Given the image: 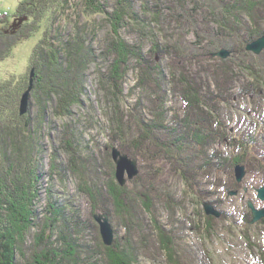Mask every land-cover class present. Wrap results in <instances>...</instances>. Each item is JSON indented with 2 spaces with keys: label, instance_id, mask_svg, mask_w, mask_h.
Wrapping results in <instances>:
<instances>
[{
  "label": "rangeland",
  "instance_id": "374dc122",
  "mask_svg": "<svg viewBox=\"0 0 264 264\" xmlns=\"http://www.w3.org/2000/svg\"><path fill=\"white\" fill-rule=\"evenodd\" d=\"M22 1L24 0H0V23L10 21L8 19H11L16 13ZM203 1L195 3L193 0H133V10L139 22H141V24L135 25L128 16L124 15V17L121 13L120 15L117 14L120 12L119 10H122L119 6V0H98V6L104 4L105 7L102 12L99 11L100 13L94 14L91 10L86 9L87 0H70L69 8L59 6L60 10L58 12H54L53 9L48 10L40 32L13 49L10 54L8 53L10 58L0 62V84L4 83V101L6 102L5 107L2 108L4 111L10 105L13 107L10 111L15 112H7L6 118H12V120L19 123L21 117L27 115L31 119H38L42 125L39 136H36L37 143L33 145L30 140V144H32V147L34 146L33 152H27L32 160L37 156L38 160L35 159L36 165L34 164L37 173L33 171V175L30 169L31 176L22 179L25 188L35 195L34 199L36 200L33 201L31 206L29 204L30 215L27 218L30 219L32 213L35 223L30 227L29 225L24 226L22 220L16 218L14 210H5V206H2V208L0 206V219L7 227L4 233L11 241L15 264H34L32 261L36 257H38L37 260L41 259L39 253L34 255L38 252V249L33 248V244L39 241L44 244L47 241L46 238L39 239L44 232L47 234L48 239L51 238L49 241L53 242V247H57L56 250L59 254L56 257H59L62 243H59L58 240L62 236L60 237L59 233L53 235L47 229L49 225L54 223L52 217L55 211L53 210H57V208H62L56 214L60 225H64L62 227L66 226L62 221L64 216H62V213L69 214L70 217L74 218L75 222L72 225L76 229L79 225L86 228L87 225L89 226L88 229L82 228L83 230L79 231L80 234L74 232V230L68 231L66 228L62 231H65V235H69L70 239L75 238L77 244L85 243L86 248H84L91 251L93 256L96 255V258L93 259L92 257V261L95 263L105 264L108 259L104 256L105 252L103 253L100 250L101 234L99 224L95 220L96 216L107 215L109 221L111 220L114 225L113 227L110 222L113 229H117L124 243L128 239L131 243L140 244L141 250L138 254H134L136 258L133 259L137 260L134 264H154L155 260L164 262L162 252L157 250L159 248L158 238L154 233L156 232L155 225L157 221L162 228L165 227L167 230L172 228V240L176 244L180 256L184 257L187 264H264V223L262 222L264 218L251 223L253 210L250 207L251 204L257 211L264 209V201L259 198L257 191L264 187V170H261L260 166L261 163L264 168V47L259 53H256L247 49L252 42L242 45L245 40L256 36L260 30L264 32V0H255L254 2L253 0H223L226 5L234 8L232 12L236 19L231 16L232 12H228L227 16L232 21V26L238 29L237 32L240 38L236 41V46L233 47L234 52L230 49L216 48L217 50L214 51L212 56L202 54H205L206 48L215 49V45L212 44L211 40L218 30V23L212 17L211 10L208 9L206 2L204 1V4ZM184 4L190 13L187 15L189 22L187 26H184L181 36L177 14L182 13L180 7ZM155 5L162 8V16H160L158 22L153 19L154 12H158V7L156 8ZM70 6H72L71 9ZM1 12L7 13L2 15ZM8 14L11 16L10 18L7 16ZM113 14H116L119 20L121 18V21L117 19L106 20L107 17L109 19L108 15H111L110 18L114 17ZM54 18L56 20L53 25L51 20ZM112 21L113 23H111ZM115 21L118 22L117 27H115ZM13 23L21 25L23 21L18 18ZM78 29L86 32V34L89 33L90 36L88 35L87 38H91L95 34L93 42H91V50L94 51L96 58L92 63L93 65L88 68V72H85V83L81 85L83 91L79 94V102L68 108L70 114H67L66 118H57L54 116V105L51 103L46 104L43 99L41 101V96L36 95V97H33V94L31 96L32 85L42 83L47 76L53 79L52 75L55 74V71H47L45 69L46 63L41 62V60L37 62L40 66L38 69L36 65H31L30 61L34 55L33 51H37L39 44L44 48L48 44H54L55 47L50 53H56L64 64L66 58L64 54L68 52L63 46L66 45L65 39L68 34H75ZM51 30L53 31L52 36L54 35L53 39H50ZM180 39L182 40L180 41ZM45 40L48 42L45 43ZM117 40L125 41L136 48L132 50L138 56L142 54L148 57L151 62L153 61L151 63L153 68L161 69V76L164 77L163 81L156 80L158 74L156 71L155 73L153 70L149 71L152 69L149 63L150 65L146 66L147 69L143 72L147 74H144L145 77L150 78L148 80L150 88L154 87V90L152 89L153 95L150 97L145 90L144 96H142L136 85L143 76V72L138 69L137 61L139 60H136L135 57L131 59L130 69L125 74L123 98H121V109L125 114L128 126L126 134L129 139L132 140L137 135V119L142 121L144 118L147 125L151 124V110L158 109V106H153L152 101L164 95L167 96L166 99H162L164 100V110L167 111L164 124L168 126V129L161 131L158 138L168 139L170 138L168 134L175 131V135L179 139L184 137L186 134L183 132L184 128L183 130L175 129L180 125L183 127L184 123L181 118L186 111L184 101L180 91L175 90V83L177 84L179 78L184 75H187V77L190 75L195 76L199 79L196 81H202L204 84L208 83L209 91L212 93L217 91V94H222L221 97L216 95L217 97H214L216 99L209 101L211 103L209 108L207 107L208 109L205 110L206 113H197V119L203 120V124L206 126L204 130L210 137V144L204 146V149L201 147V149L195 139L185 137L184 139L189 142L190 146L188 148L184 147L182 151L175 149L173 159H171L175 168L171 167L169 162L162 157V159L156 161L152 160L151 156L155 152L158 153L161 148L160 143H157L160 145L158 146L150 139L145 138L142 140L145 143L141 147L142 154L138 156L137 150L140 146L130 142L127 144L125 151L129 152L130 150L132 155L135 154L136 157L132 158L128 154L125 155H128L131 159H136L138 162V174L132 180L134 181L142 176L140 182L137 181L133 187L129 188L131 198L127 200L125 198L126 202L129 200L132 201L131 203L136 204L137 201L136 206H140V208L133 209L132 204L128 201L127 215H124L123 205H120L119 212H116V208L112 205V202L117 203L119 197L116 193V185L114 184L112 190H110V181L118 183L116 178L117 166L113 159V151L117 149L123 154L121 150L122 141L113 143L110 138L113 105L117 100H114L109 92L107 93L109 91L108 84L100 82V76L103 74L108 77L107 67L114 62L107 52H103L109 57V60L105 62L102 49L103 51H106L107 48L110 50L111 45L117 43ZM4 41H12V39L6 38ZM154 41L161 46V49L166 45L174 46L176 44L175 46L179 45L180 49L184 46L188 54L183 61V66L175 67L172 65L170 54V56L164 54L165 56L162 57L152 54V43ZM83 45L82 52H85L87 51V45ZM2 47L7 51L11 48L7 43ZM224 50L228 53L227 57L217 55L218 52ZM191 51L192 53H190ZM48 60L49 58L47 62ZM80 73L84 74V71ZM255 76L260 80H253ZM215 81L220 82V89L214 86ZM158 83H164V88L160 89V91L163 90L162 92L156 86ZM220 90L223 92L226 90L230 93L227 94L229 96L225 97L226 94ZM26 96L27 102L24 105L23 101ZM140 96L142 97L143 107L137 108L139 113L136 115L134 114L136 111H134V106L140 100ZM223 97L226 99L224 100ZM40 102L43 106L44 104L46 106L44 114ZM214 107L217 112L214 111ZM41 113L42 118H38V114ZM130 113L134 114L133 119L129 117ZM11 114H13L12 117H10ZM68 123L78 137L76 140L79 141V146L76 144L75 146L81 154L80 156L86 158L85 160H93L92 166L87 168L88 172L86 171L87 179L91 181V184L98 185L96 189L104 193V199L107 198L109 206L106 203V207L103 206L102 212H97L95 209L98 202L92 203L86 199L87 192H85V195L83 192L79 194L81 188L84 187L82 178H78L75 172L68 173L67 171L68 164L72 160L63 148L64 144L69 146V139H72L67 133L68 129L66 130ZM177 136H174L172 143H174ZM69 150L71 149L69 148ZM25 156L24 150L21 151V162L18 161L19 164L17 163L14 169L15 172L20 171L22 175L24 170L27 171L26 173L29 171V167L24 162V159L26 160ZM1 157L0 182L5 180L4 182L7 185L9 176L8 172H5L7 168H4L3 156L1 155ZM143 157L147 158L143 159ZM181 157L185 160L187 168L191 172V174H188L191 185L187 184L182 173L176 170L181 168L176 164L178 159L181 160ZM240 157L247 160L253 169H247L246 166L241 164L236 165L245 167L242 179L238 181L235 173L236 166L232 164ZM40 167L43 168L42 171ZM159 167L165 169H163V174L157 177L156 180L152 172L159 169ZM184 171L186 176V169ZM33 176L36 177L34 183ZM128 183H130V180L126 179L124 185L118 184L124 187ZM91 184H88L89 186L85 188L87 190L93 189L94 184H92V188ZM143 193L146 194L147 200L151 201L150 206L154 210L151 213H148L147 209H143L141 206L143 204ZM135 197L136 200H134ZM5 198H7V195ZM102 200L101 205H103ZM206 204L212 206L213 210L220 214V217L207 215L205 211ZM70 205L71 210H74L73 212L68 211ZM130 208H132L131 211ZM106 209H112V215H108L109 212ZM75 213L79 214V218L74 217ZM222 216H228L229 219L218 222ZM207 217H213L215 223L212 220H207ZM132 218L140 225L139 228L137 227V233L133 235L132 233L128 234L125 227L126 224L131 223L130 219ZM249 218H251V221L247 226L246 223ZM25 221L26 219L23 222ZM2 222H0V225ZM53 225L55 226L56 223ZM74 227L72 228L74 229ZM207 227L211 228L210 236L206 232ZM245 231L246 234H250L251 241L249 242L253 243V248L248 243V239L244 234Z\"/></svg>",
  "mask_w": 264,
  "mask_h": 264
},
{
  "label": "trees",
  "instance_id": "16d2710c",
  "mask_svg": "<svg viewBox=\"0 0 264 264\" xmlns=\"http://www.w3.org/2000/svg\"><path fill=\"white\" fill-rule=\"evenodd\" d=\"M97 1L98 0H87L86 5H85L86 9H88V11L91 10L93 14L94 13H100L99 11L102 12V10H104L105 5L103 4V5L98 6ZM193 1L195 3L201 2V0H193ZM204 1L206 2L207 6L209 7L208 9L211 10L212 17L218 23V25H217L218 30L214 33V35L212 36V40H211L212 44L214 43V45H215V49L212 50L210 48H206L205 54H202V55L212 56V55H214V51L217 50L216 48H221L222 50L223 49H230L231 51H233V47L236 46L235 43L237 40H239L240 37H239V34L237 32L238 29L235 26H234L235 28L232 26V21H230V19H228L227 14H228V12H232V10L234 8L230 7L229 5H226V3L223 0H204ZM249 1H251V0H249ZM254 1L255 0H253V2ZM69 2H70V0H24V1H22L16 10V13L12 17L9 16V14L7 15V16H9V18L11 17V19H8L10 21H7V23H6V21H4L3 23H0V49H1L0 62L4 61L5 59L10 58L8 55L10 54V52L13 49L17 48L19 45L23 44L24 42L30 40L31 38L34 37V35H36L40 32V30L42 29V24L44 23V18L46 17L48 10L53 9L54 12H58V10H60L58 8L59 6L66 8V7H68ZM119 2H120L119 6L122 8L123 11L119 10L120 12L117 11L118 12L117 14L120 15V13H121V15H123V16L124 15L128 16L135 23V25L141 24V22H139V19L133 10V0H119ZM205 2H204V4H205ZM157 7H158V12H154V15H153V19L155 20V22H158V20L160 21V16H162L161 15L162 14L161 13L162 12L161 6H156V8ZM71 8H72V6H70V9ZM94 8H96V9L93 10ZM180 8L182 10V13L177 14L178 15L177 19L179 21L178 27H180V33L179 34L182 36L184 26H187V24L189 22L187 15H189L190 12H188V10L186 9L185 4L182 5ZM222 10H223V12H222ZM5 13H7V12H5ZM5 13L1 12V14H5ZM115 15H114V17L112 16L113 18L112 17L110 18L111 15H108L109 19L107 17L106 20H108V21L113 20V19L119 20L118 19L119 17H117V15L116 16ZM186 16H187V18H186ZM231 16H233L236 19V16L233 15V12L231 13ZM18 18L23 21V23L21 25H18L17 23H15V24L13 23ZM55 20H56V18L51 20L53 25L55 23ZM119 21H121V18ZM111 23H113V21ZM115 23H116L115 27H117L118 22L115 21ZM6 31H8V32H6ZM115 31H116V29H115ZM50 32H51V38L50 39H53V36H54V35L52 36L53 31L51 30ZM50 32H48V33L50 34ZM45 34L47 35V33H45ZM46 35H45V38H46ZM88 35H89V33L86 34V32L82 31L81 29H78L75 34H71V35L68 34V36L65 39L66 45L65 44L63 45L64 49H66L68 51L67 53L64 54V56L66 57L64 59L65 65L63 64V62H61L60 57H58V55L56 53H50L51 50L53 51V49L55 47L54 44H51V45L46 44L47 45V46L45 45L46 48H44V46L41 47L39 44V46L37 47L38 49H36L37 51L36 52H35V50L33 51L34 55H33L32 59L30 58L31 59V61H30L31 65H36L37 69L40 67L39 63H37V62L39 60H41V62L46 63L45 69L47 71H55V74L52 75L53 79H50L51 77L47 76L46 80H43L42 83H37V85H34V84L32 85L31 96H32V94H33V97L34 96L36 97V95H38V97L41 96L42 97V98L40 97L41 101L43 99V101H46V104L51 103L52 105H54V116L57 118H60V117L66 118L67 114H70L68 108H71V106H74L75 104H77L79 102V100H80L79 94L83 91V86H81V85H83V83H85V81H84L85 80L84 76H86L85 72H88V68L91 65H93L92 63L96 58L94 56V51L91 50V48H92L91 42H93L95 34L91 38L90 37L87 38ZM43 36H44V33H43ZM262 36H264V32H262V30H260L256 36L250 37L249 40H245L242 45H244V44L247 45L248 43L257 40L259 37H262ZM6 38H11L12 41H4ZM56 38H57V36H56ZM58 39L61 41V43H63L60 38H58ZM46 40H48V39H46ZM46 40L44 41L45 43L48 42ZM181 40L182 39H180V41ZM88 41H89V44L87 45ZM5 43H7L8 45L11 46L10 50L8 49V51H7V49L2 47V45L5 46ZM85 44L87 45V51L82 52L83 51L82 45L85 46ZM152 44H153L152 45L153 46L152 51H151L152 54L160 55L161 57L164 54L165 55L170 54L171 56L170 55L169 56H170V60H171L172 65H174L175 67H178V66L182 67L183 66V64H184L183 61L186 59V55L188 54V51L184 46L180 49L179 45L175 46L176 44L174 46L166 45L165 47H163L161 49V46L156 41H154ZM133 48L134 47L131 46L129 43H126L125 41L117 40V43L111 45L109 51H108V48L106 51L102 50V53L107 52L108 56L114 60V62L111 63L107 67L108 68V71H107L108 77L105 76L104 74L102 76H100V82H104L106 85L108 84L109 91H107V93L109 92L110 96L114 100H117V102H115V104L113 105L114 108H113V112H112V116H111V127L113 129L111 131V137H110L111 141L113 143H115V142H120V140H121L122 144H123V145L121 144V147H122L121 150L124 152L123 154H128L132 158L136 157L135 154L133 156L132 152H127V150L125 151V149H127L126 147H127V144L129 142L134 143V145L136 144V145L140 146V148L138 149V152H137V156L142 154L141 147H142V144H145L142 142V140H144L145 138L150 139V141L155 143L156 145H158L157 143H160L161 146L160 145H158V146H160L161 148L158 150V153L155 152L151 156L152 160L156 161V160L163 158V159H165V161L169 162L171 167L175 168L174 163L171 161V159H173L172 157H173V154L175 153V149H178V150L180 149V151H182V149L184 147L188 148V146H190L189 142L184 139L185 137H190L192 139H195L196 143H198V146L200 148L202 147L203 149L207 146V144L208 145L210 144V142H209L210 137L206 134V130H204L206 128V126L203 124V120L197 119V113L198 112L206 113L205 110L209 108V105L211 103L209 101L216 99V98H214V97H217L216 95H220V97H221L222 94H217V91H215L213 93L211 91H209L208 83L204 84L202 81H199V82L196 81V80H199L197 77L191 76V75L189 77H187V75H184L182 78H179V80L177 79L179 82H177V84L175 83V88H176L175 90L180 91V93L182 95V99L184 101L183 102L184 107H185L184 109L186 111L183 114V116L181 117L184 120L183 127L180 125V126H178V128L175 127V129H177V130L182 129L183 130V128H184V132L187 134V136H185L186 134L184 133L185 134L184 137L179 139L178 136L175 135L176 131L174 130L175 132L168 134V136L170 138H168V137H167L168 139H162L160 137L158 138V136L161 134L160 133L161 131H164V129L165 130L168 129V126H165V124H164V120L166 118L165 114L167 113V111L164 110L165 109L164 105H163L164 100H162V99H166L167 96L163 94L164 96H160L158 99L152 101L154 103L153 106H158V109H156V110L152 109L151 110L152 111L151 116H150L151 124L147 125V123L145 121L146 119H144V118L142 119V121L140 119H137V122H138L136 124L137 135L135 137H133L132 140L129 139L127 134H126L128 126H127V122L125 120V114H124V111L121 109V98H123L122 94H123V89H124L123 83L125 82V80H124L125 74H127V72L130 69L131 59L133 57L137 58L136 60H139V61H137V65L139 66L138 69H140L141 72H143L145 69H147L146 66L148 67V65L153 63V61L151 62L148 57H145L142 54H139V56H138L136 54V52L134 50H132ZM134 49H136V48H134ZM45 51H46V53H45ZM193 51H195V50H193ZM79 52H81V53H79ZM104 53L102 54V56L106 62L107 60H109V57L107 56V54H104ZM190 53H192V51ZM246 54H247V52H246ZM104 56H106V57H104ZM47 57L49 58L48 62H47V59H48ZM72 65H73V67H72ZM36 66L33 69L34 71L36 69ZM151 68L152 69L149 71L153 70L154 73L156 71V73L158 74V77L156 80L159 81L161 79L160 81H163L164 77L161 76V74H162L161 69L157 70V69H155V67L153 68L152 64H151ZM42 70H43V67H42ZM81 71L82 72L84 71V74L83 73L81 74L80 73ZM144 72L142 73L143 76L141 77V79H139L140 81H138L136 87L140 89L142 96H144V93L146 90L147 95H150V97H152L154 87L151 84L153 90L150 88V86L148 85V80H150V78L145 77L147 74ZM72 73L73 74L75 73V74L73 75ZM144 74H146V75H144ZM8 80H11V79H8ZM82 80H83V82H82ZM216 80H220V79H216ZM253 80H260V79L255 76L253 78ZM70 83H71V87L69 86ZM73 83H74V85H73ZM163 84L164 83H161V84L158 83L159 86L157 85V87L160 89L161 88L163 89L164 88ZM214 86H217V88L220 89V86H221L220 82L215 81ZM3 88H4V83H1L0 84V161H2V157H1V155H2L3 161L5 162L4 168H7V170L6 171L4 170V171L6 173L8 172V176H9L10 180H9V178L7 179V185L3 181L0 182V198H1L0 199V206H1V208H2V206H5V210H12V211L14 210L16 212V214H15L16 218L21 219L22 220L21 222L24 223V226L29 225V227H30L35 222L32 218L33 217L32 213H31L30 219H27L30 215L29 214L30 211H29L28 207H29V204L31 206L33 201H35L36 199H34L35 195L25 188L24 181H22V179H26L27 176L30 177L31 173H33V171H34V173L36 172L35 168H34V164L36 165L35 159H37V156L35 155L36 157L34 156L35 158H34V160H32V157H29L27 152H33L34 146L32 147V144L34 145L35 143H37L36 142V139H37L36 136H39V133L41 132L42 125L39 123L38 119H36V118L31 119L27 115L21 117V119L19 120V123H18V121L12 120V118H10V119L6 118L7 112L13 113L14 111H10L11 108H13L10 105L7 106V108L5 109L6 111L5 110L3 111L2 107H5V103H6L4 101L5 90H3ZM162 91H160V92H162ZM220 91H222V90H220ZM245 91L247 92V90H245ZM222 93H225L227 97L229 96L227 94H230V93L226 92V90L224 92L222 91ZM225 97H223L224 100L226 99ZM139 99L140 100L138 102H136V105L134 108L136 110V111L134 110L135 111L134 114H136V115H138V113H139V109H137V108L143 107V104L141 101L142 97L140 96ZM9 102H11V100H9ZM40 104L42 106V109H41L42 113L44 114V112L46 110V106H45V104L43 106L41 102H40ZM214 109L213 110L217 112V109L215 107H214ZM42 113L38 114L37 117L42 118ZM134 114L130 113L129 117H131L133 119ZM207 115H208V113H207ZM12 116H13V114H11L10 117H12ZM14 118H15V116H14ZM156 119H159V120H156ZM67 125H68V128H66V130L68 129L67 133H68L69 137H72V139L71 138L69 139L70 140L69 146L64 144V147H63L65 152L66 153L68 152L69 156L72 158L71 163L68 164L69 167L67 168V171H68V173L69 172H71V173L75 172L78 175V178L79 177L82 178L81 180H82V184L84 187L81 188L80 192L78 190L79 194L81 192H83V194L85 195V192H87L88 196H86L87 197L86 199L88 201L90 200L92 203L98 202V205L95 209L97 210V212H102L103 206L106 207V203H107V198L105 200L103 199L104 193L102 191H99L98 189H96V186H98V185H95L94 183H92V184H94L93 189L87 190L85 188L86 186H89L88 184H91V181H88V179H87L88 176H87L86 171L88 172L87 168L92 166L91 163L93 162V160L92 161L88 160V159L85 160L86 158H83L82 156H80L81 154L78 152V150L75 146V144L76 145L79 144V141L76 140V138H78V137L72 131V127H70V124L68 123ZM115 136H116V138H115ZM174 136H177L176 137L177 140L175 139L174 143H172V141L174 140L173 138H175ZM200 137H201V139H200ZM203 138H206V139H203ZM30 140H31L32 144H30L31 143ZM23 141H24V143H23ZM28 142H29V144H28ZM180 144H181V146H180ZM69 148L71 150H69ZM23 150H24V156L26 155L25 156L26 160L24 159V162H26V166L29 167V171H28V173H26L27 171L24 170L23 175H22V174H20V171L15 172L14 169L16 168L18 161H19V163L21 162L20 154H21V151L23 152ZM148 156H150V155H148ZM39 157H40V155H39ZM145 158H147V157H143V159H145ZM85 164H87V165L85 166ZM176 164L182 168V169L178 168L176 170L178 172L182 173L183 178H185V182L187 184L189 183L191 185L192 183L190 182V180H188L189 179L188 174H191V172H190V170H188L185 160H183V158L181 157V160L178 159ZM238 164L246 166L247 169H251V170L253 169V167L251 165H249L248 161L242 157L235 160L232 165L236 166ZM262 165L263 164L260 163L261 170H264ZM250 167H252V168H250ZM160 168L161 167H159V169H156V170H154V172H152L153 173L152 175L156 178V180L158 179L157 177H159L161 174H163V172H164L163 169H165V168H161V169ZM30 169L32 170L31 173H30ZM184 169H186V173H187L186 176H185ZM9 171H12V172H9ZM39 171H40V168H39ZM25 173H26V175H25ZM34 173H33V175H34ZM61 176H63V175H61ZM141 177L142 176H139V178L134 180L132 183L131 182L128 183L127 186H124V187L119 186L118 183L110 181V187H111L110 190H112V186L115 184L116 189H117V193L119 196L117 203H112V205H114L115 208H118V209H116L117 211L115 210L116 212H119V207L121 208V206L123 205L124 206L123 212L125 213L124 215L128 214L127 213L128 209L126 207L129 204L128 203L129 200L126 202L125 198H126V200L128 198H131V190L129 188L133 187L137 183V181L140 182ZM32 179H33V183H34L36 180V177L33 176ZM92 184L90 185L91 188H92ZM144 185H146V184H144ZM7 186H8V188H7ZM98 188H100V187H98ZM29 193H31L32 195ZM6 195H7V198H5ZM109 196H110V194H109ZM146 197H147L146 194L143 193V195H142V198H143L142 203L143 204H141V206L143 207V209L144 208L147 209L148 213H151L154 210H152V207L150 206L151 201L147 200L148 198H146ZM135 198H134V200H136ZM101 199H103L102 200L103 205H101ZM109 200H110V198H109ZM144 200H146V201L144 202ZM110 202H112V201H110ZM15 204H16V206H15ZM133 204H132L133 209L140 208V206H136L137 201H136V204H134V205ZM107 206H109V204ZM11 207H12V209H11ZM70 207H71V205L69 206V208ZM132 208H130V211ZM61 209L62 208H57V210H54L55 214L53 215L52 220H54V223H56V225L54 226L53 225L54 223H52L51 225H49L47 227L48 231H50L51 234L55 235L56 233H59L60 237L62 236V238L58 240L59 243H62L61 253H60L59 257L58 258L56 257V255L58 256V254H59L58 251L56 250L57 247H53V242L49 241L51 238L48 239L47 234L44 232L45 233V234L43 233L44 236L39 237V238L40 239L46 238L47 241H45V243H44L45 245L42 244V241L35 242L33 244V248L38 249V252H36L34 255L39 253L41 256V259L37 260L38 257L34 256V257H36V259L33 260L32 263H34V264H100V263H95L92 261V257H93V259L96 258V255L93 256V253H91V251H88V249L87 250L85 249L86 248L85 243H83V244L81 243L80 245H79V243L77 244L75 242L76 241L75 238L70 239L69 235L66 236L65 231H62V229L63 230L67 229L68 231L74 230V232L80 234L79 231H82L83 229H88L89 226L87 225V228H86V227H80V225H79V226H77V229H76L72 225V223L75 222L74 218L70 217L69 214L65 215V213H62V216L64 215L62 221L66 224L65 227H62L64 225H60V222L56 217V214ZM68 211L73 212L74 210H71V208H70ZM106 211L110 212V213H108L110 215L112 209H107ZM22 213H24V214H22ZM75 214L76 215H74V217H76V219L79 218V214L78 213H75ZM154 217H155V215H154ZM129 218H130V216H129ZM25 219H26V221L23 222ZM228 219H229L228 216H222L218 222L227 221ZM130 220H131V223H130L131 225L126 224L125 227H126V230L128 231V234L132 233V235H133V234L137 233V230H138L140 225L135 221V219L132 218ZM207 220H209V221L212 220L215 223V219L213 217H207ZM250 221H251V218H249V220L247 221V223H246L247 226H249L248 224ZM0 222H2L1 219H0ZM110 222H111V220H110ZM157 222L155 225L156 226L155 227L156 232H154L158 238L157 242H158L159 248L157 250L162 252V257L164 258L165 264H187V262L184 260V257L180 256V252L178 251L176 244L172 240L173 239L172 231H171L172 228H171V230H169V229L167 230V228H165V227L162 228ZM262 222L264 223V220H262ZM112 225H113V223H112ZM84 226H85V224H84ZM72 227H74V229ZM113 227H114V225H113ZM5 228H7V227L2 222V224L0 225V229H2L0 232V264H15L14 255H13L14 253L12 250L13 248L10 246L11 241L8 240L7 235L4 233V232H6V231H4ZM206 232L210 236L211 235L210 234L211 228L209 227L206 230ZM114 234H115L116 238H115L114 244L111 247L105 246L103 244L101 238H100V242H99L100 243L99 244L100 250L103 251V253L105 252L104 256H105V258L106 257L108 258L107 262H105L103 260L105 262V264H134L135 262H137V260H134L136 258L134 256V254H138V252L141 250L140 244L135 243V242L131 243L128 241V239H126V241L124 243V240H122L120 238L119 233H118L117 229H115V228H114ZM244 234L246 235V237L248 239L249 245L253 248L254 247L253 243L249 242V241H251L250 234H246V231ZM48 235H49V233H48ZM64 236H66V237H64ZM164 262H159V260H155L154 264H163Z\"/></svg>",
  "mask_w": 264,
  "mask_h": 264
},
{
  "label": "water",
  "instance_id": "95a60500",
  "mask_svg": "<svg viewBox=\"0 0 264 264\" xmlns=\"http://www.w3.org/2000/svg\"><path fill=\"white\" fill-rule=\"evenodd\" d=\"M262 47H264V37L250 43L247 49L259 53ZM217 55L225 58L227 57L228 53L224 50L218 52ZM24 98L25 100L23 101V104L26 105L27 96ZM23 112L24 110L22 111V113ZM113 152V159L117 166L116 178L120 185H124L126 183V179H133V177L138 174V162L136 159H131L128 155L122 154L117 149H114ZM244 168V166H236L235 168V173L238 181H241L242 179V175L244 174ZM257 191L259 194V198L264 201V187L258 189ZM250 207L253 210V220L251 223H255L256 221H259L260 219L264 218V209L257 211L251 204ZM205 211L207 215H214L216 217H220L218 212L213 210L212 206L210 205H205ZM95 220L99 224L100 234L104 245L107 247H111L115 242V236L114 229L109 221V217L107 215L96 216Z\"/></svg>",
  "mask_w": 264,
  "mask_h": 264
},
{
  "label": "bare ground",
  "instance_id": "6f19581e",
  "mask_svg": "<svg viewBox=\"0 0 264 264\" xmlns=\"http://www.w3.org/2000/svg\"><path fill=\"white\" fill-rule=\"evenodd\" d=\"M114 41V40H113ZM103 50V49H102ZM109 50V49H108ZM146 54V53H145ZM156 55V54H155ZM90 56V55H89ZM128 57V56H127ZM55 58V57H54ZM56 59V58H55ZM92 59V58H91ZM157 61V60H156ZM160 62V61H159ZM119 66V65H118ZM119 70V69H118ZM191 70V69H190ZM114 72V71H113ZM73 74V73H72ZM75 74V73H74ZM73 74V75H74ZM108 74V73H107ZM71 79V78H70ZM72 80V79H71ZM70 80V81H71ZM161 80V79H160ZM159 80V81H160ZM185 80V79H184ZM192 81V80H191ZM158 82V81H157ZM60 83V82H59ZM154 83V82H153ZM119 84V83H118ZM73 85H74V83H73ZM120 85V84H119ZM70 87H71V83H70V85H69ZM157 86V85H156ZM159 86V85H158ZM160 89V88H159ZM160 91V90H159ZM162 91V90H161ZM227 97V96H226ZM182 101V100H181ZM189 103V102H188ZM195 103V102H194ZM134 108H135V106H134ZM135 110V109H134ZM164 111V110H163ZM190 113V112H189ZM204 113V112H203ZM166 119V118H165ZM190 119V118H189ZM181 120V119H180ZM188 120V119H187ZM193 122V121H192ZM179 123V122H178ZM197 125V124H196ZM195 125V126H196ZM6 126V125H5ZM201 126V125H200ZM178 128V127H177ZM173 129V128H172ZM186 129V128H185ZM196 129V128H195ZM113 130V129H112ZM119 130V129H118ZM184 132V131H183ZM204 133V132H203ZM117 134V133H116ZM198 136V135H197ZM17 137V136H16ZM114 137V136H113ZM224 137V136H223ZM115 138H116V136H115ZM211 138H213V137H211ZM183 143V142H182ZM70 144V143H69ZM142 144V143H141ZM123 145V144H122ZM180 146H181V144H180ZM23 147V146H22ZM2 150V149H1ZM138 151V150H137ZM123 152V151H122ZM129 152H130V150H129ZM124 153V152H123ZM100 154V153H99ZM29 155V154H28ZM103 158V157H102ZM104 161V160H103ZM105 163V162H104ZM232 164V163H231ZM100 165V164H99ZM65 166V165H64ZM41 168V171H42V167H40ZM250 168H252V167H250ZM103 175V174H102ZM39 177V176H38ZM219 177V176H218ZM139 178V177H138ZM133 179H134V177H133ZM104 181V180H103ZM131 181H133L132 179H130V182ZM4 182V181H3ZM243 182V181H242ZM102 186V185H101ZM78 189V188H77ZM117 193V192H116ZM88 194V193H87ZM98 198V197H97ZM1 199V198H0ZM104 199V198H103ZM136 199V198H135ZM102 200V199H101ZM105 200V199H104ZM99 201V200H98ZM16 202V201H15ZM14 202V203H15ZM132 202V201H131ZM113 203V202H112ZM116 203V202H115ZM133 204V203H132ZM20 205V204H19ZM48 205V204H47ZM52 205V204H51ZM134 205V204H133ZM219 205V204H218ZM113 207H115L114 205H113ZM136 207V206H135ZM117 209V208H116ZM107 210V209H106ZM219 210V209H218ZM26 211V210H25ZM54 211V210H53ZM145 212V211H144ZM110 213V212H109ZM224 213V212H223ZM22 214H24V213H22ZM21 214V215H22ZM58 214V213H57ZM109 215V214H108ZM111 215V214H110ZM220 215V214H219ZM25 216V215H24ZM103 216V215H102ZM43 217V216H42ZM46 217V216H45ZM3 219V218H2ZM47 219V218H46ZM47 223V222H46ZM19 225V224H18ZM42 228V227H41ZM51 228V227H50ZM19 229V228H18ZM19 231V230H18ZM40 233V232H39ZM38 235V234H37ZM43 236V235H42ZM40 239V238H39ZM37 240V239H36ZM23 244V243H22ZM45 245V244H44ZM11 246V245H10ZM44 252V251H43ZM48 257V256H47ZM99 260V259H98Z\"/></svg>",
  "mask_w": 264,
  "mask_h": 264
},
{
  "label": "built area",
  "instance_id": "2783aa9c",
  "mask_svg": "<svg viewBox=\"0 0 264 264\" xmlns=\"http://www.w3.org/2000/svg\"><path fill=\"white\" fill-rule=\"evenodd\" d=\"M2 15H5V14H2Z\"/></svg>",
  "mask_w": 264,
  "mask_h": 264
}]
</instances>
